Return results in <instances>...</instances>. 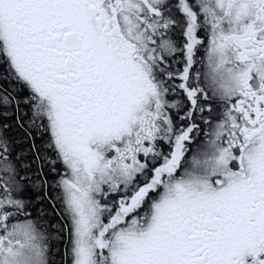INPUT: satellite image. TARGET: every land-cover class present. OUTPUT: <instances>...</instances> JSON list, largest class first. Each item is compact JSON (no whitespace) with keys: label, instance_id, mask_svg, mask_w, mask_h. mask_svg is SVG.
I'll list each match as a JSON object with an SVG mask.
<instances>
[{"label":"snow or ice","instance_id":"snow-or-ice-1","mask_svg":"<svg viewBox=\"0 0 264 264\" xmlns=\"http://www.w3.org/2000/svg\"><path fill=\"white\" fill-rule=\"evenodd\" d=\"M0 264H264V0H0Z\"/></svg>","mask_w":264,"mask_h":264},{"label":"trees","instance_id":"trees-1","mask_svg":"<svg viewBox=\"0 0 264 264\" xmlns=\"http://www.w3.org/2000/svg\"><path fill=\"white\" fill-rule=\"evenodd\" d=\"M43 208L45 209V211H47L50 214L51 219L52 220H55V216L54 215H51V208H50V206L46 202L43 204Z\"/></svg>","mask_w":264,"mask_h":264}]
</instances>
